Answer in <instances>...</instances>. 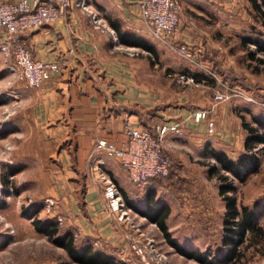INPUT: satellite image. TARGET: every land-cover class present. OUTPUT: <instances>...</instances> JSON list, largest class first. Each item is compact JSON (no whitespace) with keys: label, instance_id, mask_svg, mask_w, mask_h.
I'll return each instance as SVG.
<instances>
[{"label":"crops","instance_id":"obj_1","mask_svg":"<svg viewBox=\"0 0 264 264\" xmlns=\"http://www.w3.org/2000/svg\"><path fill=\"white\" fill-rule=\"evenodd\" d=\"M3 1L18 0H0ZM140 1L88 0L113 35L92 28L88 16L75 7L65 10L51 24L14 35L12 44H24L33 59L61 60L59 71L38 87L19 80L10 70L12 56L7 57L0 50V88L10 89L9 97L18 107L9 111L7 103L0 105L4 114L0 121L12 128L7 135L16 132L17 127L29 133L24 137L28 144L23 152L40 162L36 199L54 198V214L64 217L61 228L70 229L78 241L88 240L96 247L113 249L126 264L142 263L123 240L126 226L107 214L94 170L103 161L101 169L114 181L120 194L123 192L138 207L145 204L142 195L147 188H157V180L134 186L116 158L94 151L95 138L121 146L127 140V123L149 129L157 124L179 123L182 134L168 131L162 150L173 166L178 165L174 166L178 173L190 175L193 168H188L187 160L203 148L212 147L228 155L225 148L243 150L245 136L243 128L241 141L233 133L228 139L221 134L224 105H213V83L202 80L185 86L175 82V76L193 67L150 36L140 17ZM179 1L181 12L175 43L185 44L203 66L220 70L218 65L232 56L226 37L239 34L240 18L244 16L241 2H247ZM121 39H143L153 46L155 54ZM5 41L6 35L0 29V46ZM127 48H133L135 53H129ZM200 109H211L208 116L214 120L212 134L207 133L205 121L195 122L191 118L192 112ZM230 127L239 130L235 121ZM137 196L139 202L133 200ZM1 206L6 210L14 208L17 214L4 216L6 226L0 224V256H16L15 264H79L71 262L64 249L53 246L46 235L36 232L31 219L22 214V207L13 199L5 200ZM132 211L134 222L143 230L152 225L158 231L153 222ZM37 216H49L44 205ZM48 248L59 257L48 254Z\"/></svg>","mask_w":264,"mask_h":264},{"label":"rangeland","instance_id":"obj_2","mask_svg":"<svg viewBox=\"0 0 264 264\" xmlns=\"http://www.w3.org/2000/svg\"><path fill=\"white\" fill-rule=\"evenodd\" d=\"M241 5L244 9V16L240 18V32L257 33L255 35H258L259 31L264 32L259 21L253 16L250 5L244 2H241ZM239 38V35L226 37L225 42L228 44L227 47L231 50L232 56L228 55L226 61L218 65L221 69H217L220 75L216 78H224L226 81L238 85V88L244 89L242 92L253 100L247 103L244 102L245 99L232 97L221 102L224 105L225 113L221 134L228 139V136L233 133L241 141V117L247 122L251 121L252 114L264 117V53L257 52L253 58L248 57L247 51L239 46ZM248 48L254 50V45L250 44ZM207 82L213 83L212 80ZM9 95H11L9 88H0L2 104L7 103L9 111L18 109L15 105L16 102L14 99H10ZM1 112L0 110V118L4 116ZM234 121L239 130L234 127L231 129V123L234 124ZM4 122L0 121V224L2 226H6L3 221L4 216L17 214L14 208L13 210L12 208L11 210L2 208L1 205L5 200L11 198L19 207L42 208V202L45 199L41 201L35 197L38 196V178L41 177L39 175V159L27 157L23 152V147L28 144V140L24 141V137L29 136V133L25 132L22 127H17L16 132L7 135L8 129L12 128ZM229 129L231 130L228 131ZM210 149L212 147L203 148L195 155V159L187 160V163L190 164L188 168H193L190 175L178 173L175 169L171 176L157 181L154 198L158 202L165 203L169 208L167 223L172 238L180 245L195 249L202 256H207L209 264H218L215 262V255L221 248L224 214V201L218 194V176L226 175L228 181L233 182L234 190L229 192L228 196L234 198L238 207L241 205L252 206L253 203L258 202L257 210H264V144L254 147L253 153L258 159L257 167L254 172L243 176L242 179H236L221 169L209 175L207 173L208 166L217 165L209 154ZM224 150H228L230 158H237L243 152L241 148L236 147L233 150L227 148ZM174 166L178 167L177 164ZM217 166L219 168V165ZM133 200L139 202L140 198L137 196ZM257 223L264 229V211L258 217ZM143 231L148 237L153 238L155 251H157L149 260L150 263L153 261L151 264H157L156 259L159 253L167 257L169 264H203L177 254L163 240L154 226L145 227ZM246 236L247 234H245ZM238 248L239 258L232 264H264V243L259 237H255L250 242L245 240ZM46 252L52 253V257H59L49 248ZM146 258H148L147 255ZM15 260L16 256L7 254L0 256V264H15Z\"/></svg>","mask_w":264,"mask_h":264},{"label":"built area","instance_id":"obj_3","mask_svg":"<svg viewBox=\"0 0 264 264\" xmlns=\"http://www.w3.org/2000/svg\"><path fill=\"white\" fill-rule=\"evenodd\" d=\"M75 7L85 13L92 28L107 31L113 35L105 22L89 4L88 0H18L16 2H0V29L6 35V41L0 50L7 57L12 56L13 65L10 67L19 80L30 87H38L46 81L53 72L59 71L61 60L47 62L35 60L24 44H12L15 34L30 29H38L58 20L63 12ZM140 17L151 37L163 44L168 50L179 58L208 72L219 83L212 95L213 105L239 97L253 101L251 97L242 92V89L229 86L220 82L216 76L205 66L197 62L192 51L185 44H176L174 35L180 18L181 4L179 0H141L139 3ZM129 53H135L133 48H127ZM180 85L194 86L195 81L191 76L178 74L174 78ZM211 109H200L192 112L191 118L195 122L205 121L208 134L214 132V120L208 117ZM168 131L177 135L182 134L179 123L157 124L153 129L134 126L127 123L125 133L127 140L124 145L116 146L103 138L96 137L94 151L103 152L107 156L116 158L126 172L130 182L137 187H142L150 179L164 180L172 161L163 153V138ZM9 149V147H7ZM95 168L94 180L99 182L106 202L107 214L114 220L126 226L122 237L127 246L138 256L142 264H151L150 258L157 253L154 240L148 237L143 229L134 222L133 211L129 208L120 194L114 181L101 169ZM46 214L55 215L58 224H62L64 217L54 214L57 206L56 200L47 197L43 202ZM155 247V248H154ZM146 255L148 258H146ZM157 264H169L167 257L159 253ZM131 264H138L132 262Z\"/></svg>","mask_w":264,"mask_h":264},{"label":"trees","instance_id":"obj_4","mask_svg":"<svg viewBox=\"0 0 264 264\" xmlns=\"http://www.w3.org/2000/svg\"><path fill=\"white\" fill-rule=\"evenodd\" d=\"M245 1L250 5V10L253 16L259 21V24L264 31V0ZM255 34L246 32H239L238 34L240 36L238 41L239 46L247 51V56L250 58H253L255 53L257 52L264 53V32L259 31L258 35ZM121 40L124 43L136 44L141 48L155 54V49L153 48V46H151L147 41L143 39H139L136 41L127 39ZM250 44L254 45V50H250L248 48V45ZM190 66H192L193 69L186 71V73L183 74L191 76L196 84H199L202 80L205 82L208 80H212L213 86L215 88L220 87L219 83L211 76V74L198 68L194 64H190ZM205 67L215 76L218 77V75H220V72L217 69L210 66ZM218 80L229 86L238 88V85L228 82L224 78H218ZM2 102V99H0V104H2ZM244 102L250 103L247 100H244ZM208 117L210 118V116ZM241 126L245 131V136L242 143V154L237 158H230L224 151L210 149L209 154L213 157L217 165H219V168L216 164L209 165L207 169V173L209 175L213 174L218 169H221L226 171L236 179H242L243 176L255 171L258 164V159L256 154L253 153V149L258 144H264V117L252 114L251 121L249 122L245 121V119L241 117ZM143 128L149 129L148 127ZM169 160L171 161L170 158ZM174 170L175 167L171 165L166 178H168L169 175L171 176V173ZM218 177V194L222 196V199L224 201V214L222 222L223 229L221 237V248L215 255V262L218 264H232L239 258L240 251L238 250V246L241 245L245 240H248V242H250L255 237H259L261 239V242L264 243V229L257 223L258 217L264 210H257L259 207L258 202L253 203L252 206L241 205L240 207H238L234 198L228 196V193L234 190L233 182L230 180L228 181V177L226 175L221 174ZM151 180L162 181L159 178H153L149 181ZM122 196L125 204L129 208L137 212L139 215L144 216L148 221L155 224L163 240L177 254L188 259H193L199 263H208V259L206 258L207 256H202L195 249L186 248L180 245L175 239L172 238L166 223V219L169 214V208L165 203L158 202L154 199V189H148L145 192V204L143 207H138L128 201L123 192ZM38 210L39 207L28 208L23 206L22 214L26 218L31 219V223L36 232L46 235L48 241L53 246L64 249L68 259L71 262L79 264H126L119 258L116 251H114L113 249L110 250L96 247L88 240H76L70 229H64L60 227V225L56 221L55 215H49V218H39L37 216ZM245 234H247L246 237Z\"/></svg>","mask_w":264,"mask_h":264}]
</instances>
